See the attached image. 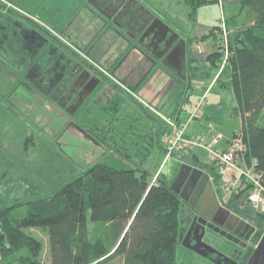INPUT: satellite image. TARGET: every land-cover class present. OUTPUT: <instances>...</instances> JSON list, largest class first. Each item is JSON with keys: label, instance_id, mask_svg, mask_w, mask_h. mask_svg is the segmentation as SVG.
Wrapping results in <instances>:
<instances>
[{"label": "trees", "instance_id": "trees-1", "mask_svg": "<svg viewBox=\"0 0 264 264\" xmlns=\"http://www.w3.org/2000/svg\"><path fill=\"white\" fill-rule=\"evenodd\" d=\"M183 2L190 19L195 20L199 8L212 0ZM240 2L252 14L253 23L231 29L227 45L222 40L216 42L217 47L208 58L215 63L228 47L227 60L236 99L232 114L240 117L242 124L234 135L242 132L247 155L256 157L258 166L264 169V0ZM219 25L202 38L212 35ZM228 26L231 28V24ZM168 72L184 90L169 115L159 113L182 124L191 114L182 105L190 78ZM117 92H112L102 106L83 107L78 123L83 132L108 145L131 165L117 168L106 161L96 162L51 192L11 206L0 205L1 264L18 261L46 264L41 257L42 239L25 230L31 227L47 230L51 264H107L117 257H123L124 264L177 263L182 200L160 169L153 174V177L157 175V181L152 182L153 177L150 178L145 167L155 148L165 150L167 155L168 147L163 140L170 139L173 127L125 88ZM185 133L196 134H189L186 129ZM194 150L195 147L187 152L175 151L172 155L180 160L179 165L186 162L203 167L214 176L219 191L215 168L201 160ZM25 203H28L27 213L23 217L13 215L12 208ZM90 220L100 226L93 237ZM22 250L25 253L19 254Z\"/></svg>", "mask_w": 264, "mask_h": 264}, {"label": "flooded vegetation", "instance_id": "flooded-vegetation-1", "mask_svg": "<svg viewBox=\"0 0 264 264\" xmlns=\"http://www.w3.org/2000/svg\"><path fill=\"white\" fill-rule=\"evenodd\" d=\"M26 1L19 0L18 5L14 0H0V70L10 72L19 89L34 93L32 99L40 95L70 109L75 121L83 107L105 104L112 93L110 88L120 92L124 89L121 75L114 74L122 71L125 53L137 52L152 64L162 62L164 70H169L168 66L176 68L183 58L179 34L155 16L145 4L147 0H43L39 6L46 20L34 17L38 11L30 17L16 11H21ZM107 41L110 43L106 48ZM115 41L126 42L128 49L122 52ZM109 70L113 71L110 75ZM148 73L142 83L149 79ZM210 179L217 197L211 208L200 205L198 189L191 183L186 189L183 181L177 186L188 196H180V242L194 251L184 243L195 244V237L203 233L205 242L237 264H247L264 233V217L239 210L233 200L226 201L211 174ZM203 192L208 193L207 185ZM220 207L234 214L233 229L204 214L213 210L221 216L224 210ZM209 258L215 263L221 259L216 253Z\"/></svg>", "mask_w": 264, "mask_h": 264}, {"label": "rangeland", "instance_id": "rangeland-1", "mask_svg": "<svg viewBox=\"0 0 264 264\" xmlns=\"http://www.w3.org/2000/svg\"><path fill=\"white\" fill-rule=\"evenodd\" d=\"M14 1L20 5L19 0ZM41 1L43 0H27V4L22 6L21 11H16H19L20 14L28 17H30L34 11H38L34 17L46 20L47 16L41 12L42 8L39 6ZM146 3L151 7V10L155 15L159 12L171 17L172 20L170 22L174 26L173 29L178 34L183 35L185 32L192 30L193 25L188 18L189 14L187 16L189 10L183 0H147L145 1V4ZM48 9H50V6ZM242 9H244V12H242L239 17L232 18V21H229V23L225 17L227 15V10L224 14L225 8L217 2L200 7L197 16L202 17L200 21L211 19L214 23L213 26H218V24H220L219 28H216L213 34L223 42V20H225V27L228 31L227 36H229L231 29L235 30L253 23L252 14H250L247 8ZM51 10H53V8H51ZM55 10L60 9L55 8ZM62 12L67 13V10ZM159 13L158 15H160ZM229 24H231V28H229ZM109 43L110 42L108 41L105 43L106 48ZM114 44L119 45L122 52L128 49L126 42L124 41H115ZM191 51L199 58L204 57L206 59L210 55V53L206 55L207 52L205 53V45H202L199 40L198 44L195 45L193 49H191L190 44L187 45V55H189ZM229 52L228 47L225 48L222 58L219 59L221 65L226 59H228ZM226 53L228 55L224 60ZM95 56H98V54ZM92 58L94 59V57ZM122 60L125 63L123 64L122 71L116 72L114 77L121 75L119 77L124 81L123 86H126V88L125 86L123 88L136 97L139 95L138 92L143 87L144 83H142V80L144 76L149 72L147 78H150L154 71L153 68L156 70L158 67L162 68V62L160 64L159 61H156L152 64L137 52L131 54L125 53V57L122 58ZM184 60H186V58H182L180 62L182 66ZM226 65H228V60ZM1 70L0 205L11 206L31 197L51 192L62 185L65 181L69 180L74 175L83 172L96 162L106 161L117 168H128L131 165L128 160L110 149L108 145L103 144L97 138L89 135L88 132H83L80 129L82 127L78 121H75L70 117L71 111H68L70 109H65L62 106H59L57 102L42 98L37 94V98L32 99L31 96L35 95L34 93L19 89L18 86L15 85V79L11 77L12 74L3 69ZM109 71L110 75L113 71ZM173 85L174 86L171 90H169V92L162 98L160 107L165 111H168L171 108L172 99L177 98L179 93L184 90V86L179 82H175ZM110 90L111 92L119 93L117 92L119 90L113 88H110ZM199 94V90L194 93L191 92L190 100L195 101L198 99ZM173 95L175 97H173ZM144 106H146L151 112L157 113L155 107L148 106V104H144ZM187 108H191L190 104L187 105ZM158 112L161 111L159 110ZM260 122L263 123V120ZM241 125V119L239 117L229 116L224 118V136L219 144L216 145V148H224L227 146L230 140L234 138V132L241 129ZM195 126L198 130L194 133H197L198 131L206 134L208 139L211 138L212 131L210 132L208 128L201 127L200 125ZM192 127L194 126L189 124L186 128V132H192ZM172 136L173 134L170 138ZM168 141V137L163 140L166 148L168 147ZM195 152L198 153L201 160L208 161L209 154L206 149L196 146ZM179 161L180 160L174 155L166 158V151L157 147L153 150L150 158L146 161L145 167L150 171V178L153 177L155 172L158 173V170L160 169L163 178L167 181L171 180L172 182V174H175L180 168ZM155 176L153 177L152 182L157 181ZM212 178L214 179V176H212ZM231 194L232 193L229 192L223 196L224 198L231 199ZM233 201V205L239 210L244 212L247 211L248 213L251 212L242 204L241 200ZM27 211L28 203L12 208L13 215L17 217H23ZM89 222L90 236L93 237L97 235V230L100 226L91 220ZM25 230L27 232L31 231L34 234L36 233V235L42 239L44 248L41 257L46 264H51L49 256V235L47 230L43 227L25 228ZM219 247L222 248V245L220 244ZM23 252L25 253V251L22 250L19 254ZM15 264L22 263L18 261ZM107 264H124L123 257L114 258ZM176 264L216 263L209 257L188 250V248H185L183 244H181L178 250Z\"/></svg>", "mask_w": 264, "mask_h": 264}, {"label": "crops", "instance_id": "crops-1", "mask_svg": "<svg viewBox=\"0 0 264 264\" xmlns=\"http://www.w3.org/2000/svg\"><path fill=\"white\" fill-rule=\"evenodd\" d=\"M213 2L223 5V8H225L224 14L227 10V15L225 17L227 18L228 23L229 21H232V18L239 17L240 14L244 12L239 0H212L209 4ZM158 13H156L155 16H159L166 24L172 28L174 27L170 22L172 20L171 17L161 13L158 15ZM188 18L193 25L192 30L185 32L183 35L179 34V36L187 40V45L190 44L191 49L198 44L199 40L202 45H205V53L207 52L206 55L211 53L212 50L216 49L215 43L218 42L219 38L215 37L214 34L204 38L202 37L214 28L215 25L213 26V21L211 19L200 21V19H202L200 16H197L196 20L190 19L189 16ZM182 68L186 76L189 75L190 78L189 91L185 94L186 99L183 100L184 103L182 102L184 110L190 114L193 111L194 106L197 103L202 102V115H197L196 120L191 123L194 127L191 128L192 132L190 133L192 134L198 130L195 125L207 128L204 119L214 122L216 129L224 133V118L234 116L232 114V109L236 105V99L231 84L232 78L230 66L225 65L222 67L219 59L213 63L209 58H199L194 55L192 51L189 55H187L186 50V60L183 61ZM153 70L154 71L152 72L151 77L146 82L147 84H143V87L138 92L139 95L137 97L144 104L155 107L163 114L169 115L176 106V99L179 95L177 94L178 96L176 95L177 98L175 99L173 98L175 97L173 95L171 108L168 111H165L160 107V105L162 103V98L169 92V90H171L175 82L171 78L168 70H164L161 67H158L157 70L153 68ZM198 90L200 92L198 99L191 101V92L194 93ZM188 104H190V109L187 108ZM194 153H196L195 150ZM196 155L199 156L198 153H196Z\"/></svg>", "mask_w": 264, "mask_h": 264}, {"label": "built area", "instance_id": "built-area-1", "mask_svg": "<svg viewBox=\"0 0 264 264\" xmlns=\"http://www.w3.org/2000/svg\"><path fill=\"white\" fill-rule=\"evenodd\" d=\"M223 40L227 45L228 31L226 30L225 20H223ZM224 57V60L227 58ZM226 61L222 67L226 65ZM202 102L194 106L193 111L184 123L178 124L174 120L167 119L173 127V136L169 139L168 152L166 158L171 156L175 151L187 152L194 147H202L207 150L209 159L206 162L213 166L219 177V193L223 196L231 192L232 198H223L226 201L241 200L242 204L249 209L255 216L260 214L264 217V169L258 166L256 157L247 155L248 146L243 140L242 132L234 135L227 146L224 148H216V145L223 138V132L216 129L214 122L205 120L206 127L213 132L211 138H207L204 133H196L187 135L185 133L186 126L196 120L197 115H202ZM157 175L155 176V179ZM216 185V184H215Z\"/></svg>", "mask_w": 264, "mask_h": 264}, {"label": "water", "instance_id": "water-1", "mask_svg": "<svg viewBox=\"0 0 264 264\" xmlns=\"http://www.w3.org/2000/svg\"><path fill=\"white\" fill-rule=\"evenodd\" d=\"M180 42L183 44V58H186V40L184 38L180 39ZM181 61L177 62L176 68L173 66H168L172 72L177 74L178 76H183L184 79H186V74L182 70V64H180ZM185 182L184 188L186 189L188 185L191 183L192 187H196L198 189V198L200 205H206L208 207H213V203L217 202L216 197V190L215 186L212 183V180L210 179L209 172L203 170L199 167H194L191 164H188L186 162L182 163L180 165L179 171L177 172L173 182L171 183V187L176 190V192L180 193V196L184 199L188 198L187 195L184 194V190L181 191L177 186L181 182ZM207 185L208 193L203 192V187ZM202 187V188H201ZM224 210L223 214L218 215L219 213H215V211L210 212H204V214L208 217L213 218L214 221L221 225H225V227L229 229H233V222L236 223V221L233 218L234 214L230 213V211L226 208L220 207ZM182 236V235H181ZM203 233L196 236V242L195 244H189L184 243L185 246L191 248L198 254L209 257L210 254L216 253L217 256L221 259H217V264H237L236 260H233L231 257L225 256L222 252H220L217 248L212 246L211 244L205 242L202 239ZM231 260V261H230ZM247 264H264V233L262 235V238L259 242L258 247L253 252L251 258L247 262Z\"/></svg>", "mask_w": 264, "mask_h": 264}, {"label": "clouds", "instance_id": "clouds-1", "mask_svg": "<svg viewBox=\"0 0 264 264\" xmlns=\"http://www.w3.org/2000/svg\"><path fill=\"white\" fill-rule=\"evenodd\" d=\"M149 106V105H148ZM208 172V171H207Z\"/></svg>", "mask_w": 264, "mask_h": 264}, {"label": "bare ground", "instance_id": "bare-ground-1", "mask_svg": "<svg viewBox=\"0 0 264 264\" xmlns=\"http://www.w3.org/2000/svg\"><path fill=\"white\" fill-rule=\"evenodd\" d=\"M216 184V183H215Z\"/></svg>", "mask_w": 264, "mask_h": 264}]
</instances>
